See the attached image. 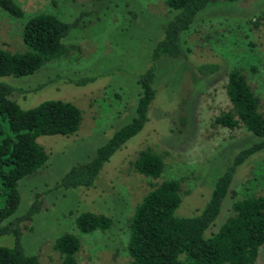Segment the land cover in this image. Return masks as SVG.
<instances>
[{
	"label": "rangeland",
	"instance_id": "obj_1",
	"mask_svg": "<svg viewBox=\"0 0 264 264\" xmlns=\"http://www.w3.org/2000/svg\"><path fill=\"white\" fill-rule=\"evenodd\" d=\"M15 1L24 17L0 8V48L11 52L26 50L21 33L27 16L47 12L65 21L79 18L63 39L70 48L67 54L33 74L0 77L14 88L11 98L22 108L61 99L76 105L82 115L79 129L70 136L37 137L48 159L19 182L21 199L15 214L24 213L35 195L42 201L41 211L23 230L24 250L40 264H61L54 240L66 232L79 235L74 217L91 211L113 217L114 225L81 235L78 264H130L128 220L154 185L167 179L179 181L183 199L175 215L193 216L205 206L233 157L257 140L243 127L228 129L214 123V118L230 107L224 85L232 69L244 74L258 98V111L264 113V0L210 3L181 32L180 53L156 60L153 49L175 13L164 0ZM153 65L155 96L143 128L103 165L93 187L53 188L71 167L88 161L131 121L141 92L139 76ZM206 65L217 69L207 74L199 67ZM84 77L94 79L75 83ZM142 150L161 156L164 166L158 178L135 170L133 162ZM232 187L238 196L264 194V150L237 167ZM229 208L225 198L206 232L219 228ZM13 243L11 236H0V245ZM256 263L264 264V246Z\"/></svg>",
	"mask_w": 264,
	"mask_h": 264
},
{
	"label": "trees",
	"instance_id": "obj_2",
	"mask_svg": "<svg viewBox=\"0 0 264 264\" xmlns=\"http://www.w3.org/2000/svg\"><path fill=\"white\" fill-rule=\"evenodd\" d=\"M216 1L219 0H164L168 10L175 13L153 49V60L161 55L176 57L180 53L181 32L189 29L200 10ZM0 8L16 18L25 16L15 0H0ZM78 20L65 21L47 12L27 16L21 33L26 50L11 52L0 48V77L33 74L46 62L67 54L70 48L63 44V39ZM199 67L207 74L217 69V65ZM155 69L153 65L139 76L141 92L131 121L118 129L88 161L71 167L53 188L95 185L103 165L147 122L148 108L155 96ZM93 79L84 77L75 83L82 85ZM224 87L230 107L220 112L214 123L228 129L243 127L257 140L233 157L215 181L205 206L193 216L175 215L183 199L179 181L167 179L154 185L128 220L126 251L131 257L130 264H260L256 259L264 246V194L238 196L232 183L237 167L264 150V113L258 111V98L241 70L229 71ZM13 91L11 85L0 81V236H11L14 241L12 246L0 245V264H40L36 256L26 254L22 235L27 223L41 211L42 201L35 195L24 213L15 214L21 199L19 182L46 165L48 154L37 137L70 136L79 129L82 115L76 105L61 99H47L22 108L11 98ZM133 166L139 173L156 179L164 163L160 155L142 150ZM244 184L245 181L241 186ZM225 198L230 202L229 215L217 230L206 232L218 217ZM113 225V217L101 213L84 211L75 215L74 226L79 235L66 232L53 243L61 264H78L76 254L82 234L104 231Z\"/></svg>",
	"mask_w": 264,
	"mask_h": 264
}]
</instances>
